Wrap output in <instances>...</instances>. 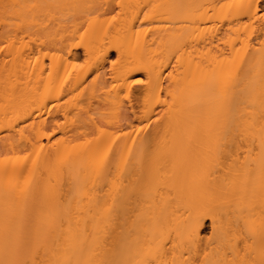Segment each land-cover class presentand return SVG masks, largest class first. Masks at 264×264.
<instances>
[{"label":"bare ground","instance_id":"obj_1","mask_svg":"<svg viewBox=\"0 0 264 264\" xmlns=\"http://www.w3.org/2000/svg\"><path fill=\"white\" fill-rule=\"evenodd\" d=\"M260 2L0 0V264H264Z\"/></svg>","mask_w":264,"mask_h":264},{"label":"rangeland","instance_id":"obj_2","mask_svg":"<svg viewBox=\"0 0 264 264\" xmlns=\"http://www.w3.org/2000/svg\"><path fill=\"white\" fill-rule=\"evenodd\" d=\"M260 7H261V9H262V12L264 11V0H261V2H260ZM118 14H117V11H115L114 13H111L110 15H109V17L110 18H113V17H116ZM12 20H16V19H13L12 18ZM16 23V21H12V25H14ZM13 27V26H12ZM13 29H14V27H13ZM12 37H13V35H12ZM3 41V40H2ZM1 43V42H0ZM4 46H6L4 43H2V44H0V48H4ZM78 54L80 55V58H79V60H78V64H80V65H84L85 64V58H84V56H83V51L82 50H79V52H78ZM117 55H116V53H113V55H112V61H115L116 60V57ZM109 67V66H108ZM139 78H142V76L141 77H139ZM129 102H131V104H133L135 107H137V109L139 108V105H138V102H137V97H136V94H132V95H130V98L128 99V100H126V104H129ZM210 233H211V226H210V223L208 222L207 223V225H206V228H205V234L206 235H210Z\"/></svg>","mask_w":264,"mask_h":264}]
</instances>
